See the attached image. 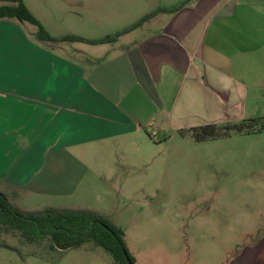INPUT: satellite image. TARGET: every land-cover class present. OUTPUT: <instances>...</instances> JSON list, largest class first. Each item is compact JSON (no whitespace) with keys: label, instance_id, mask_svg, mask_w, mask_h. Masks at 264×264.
Segmentation results:
<instances>
[{"label":"crops","instance_id":"0c3cea01","mask_svg":"<svg viewBox=\"0 0 264 264\" xmlns=\"http://www.w3.org/2000/svg\"><path fill=\"white\" fill-rule=\"evenodd\" d=\"M107 12L90 25L78 14L82 30L71 35L96 40L133 25ZM28 24L0 20V193L13 205L12 196L70 197L78 153L109 141L124 151L142 129L264 117V0H192L113 44H43Z\"/></svg>","mask_w":264,"mask_h":264},{"label":"rangeland","instance_id":"374dc122","mask_svg":"<svg viewBox=\"0 0 264 264\" xmlns=\"http://www.w3.org/2000/svg\"><path fill=\"white\" fill-rule=\"evenodd\" d=\"M161 1L24 0L57 37L82 30L78 14L90 25L93 14L106 9L131 26L157 10ZM183 1L163 0L176 6ZM83 30L93 34L91 28ZM259 105L264 109V99ZM260 128L203 142L184 135L188 127L167 133L142 129L127 141L124 151L118 141H109L110 149L101 147L94 155L78 153L82 165L76 167L80 176L70 197L12 199L21 210L72 207L100 214L124 231L136 264L247 261L262 256L264 250V129ZM51 245L50 240L27 244L18 233L0 230V264H114L111 255L92 242L66 251Z\"/></svg>","mask_w":264,"mask_h":264},{"label":"trees","instance_id":"16d2710c","mask_svg":"<svg viewBox=\"0 0 264 264\" xmlns=\"http://www.w3.org/2000/svg\"><path fill=\"white\" fill-rule=\"evenodd\" d=\"M188 0L172 8L160 7L146 15L131 27L102 39H86L76 35L55 37L32 13L24 0H0V20L15 19L27 22L37 28L36 37L43 44L60 45L65 43H85L89 45L113 44L125 34L144 25L160 13L180 11ZM264 129L263 118L245 120L236 124H209L183 130L184 135H191L198 142L229 137L234 133L252 134L256 129ZM0 230L19 234L21 240L33 244L41 240H50L51 248L66 251L79 248L92 242L107 251L114 264H136L125 240V233L111 221L91 210L69 208H46L42 210H21L9 202L0 193Z\"/></svg>","mask_w":264,"mask_h":264},{"label":"water","instance_id":"95a60500","mask_svg":"<svg viewBox=\"0 0 264 264\" xmlns=\"http://www.w3.org/2000/svg\"><path fill=\"white\" fill-rule=\"evenodd\" d=\"M129 263H130V264H133L130 260H129Z\"/></svg>","mask_w":264,"mask_h":264}]
</instances>
